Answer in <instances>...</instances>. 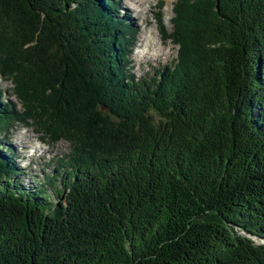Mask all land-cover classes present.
Listing matches in <instances>:
<instances>
[{"label": "trees", "instance_id": "obj_1", "mask_svg": "<svg viewBox=\"0 0 264 264\" xmlns=\"http://www.w3.org/2000/svg\"><path fill=\"white\" fill-rule=\"evenodd\" d=\"M173 10L147 81L117 0H0V134L71 144L30 191L0 142V264H264V0Z\"/></svg>", "mask_w": 264, "mask_h": 264}, {"label": "rangeland", "instance_id": "obj_2", "mask_svg": "<svg viewBox=\"0 0 264 264\" xmlns=\"http://www.w3.org/2000/svg\"><path fill=\"white\" fill-rule=\"evenodd\" d=\"M117 1L122 20L125 18L133 26L131 36L136 34L132 39L134 48L130 55L134 74L139 80L146 79L147 81H151L153 77H160L163 69L176 64L178 59L179 47L170 39H164L161 31V28L164 27L166 31L171 32L173 7L177 0ZM137 5H141L140 10L136 8ZM143 36L147 37V42L153 40L152 42L158 45L159 49L157 50L162 51L160 59H152L150 55L154 51L141 46L144 40ZM12 87H14L12 81L2 78L0 73V93L4 96V102L8 100L12 103L16 102ZM18 109H21V105H18ZM0 142L5 148L14 150L16 155L14 162L21 170L15 181L30 191L48 184V177L58 175L56 172V168H60L58 161L70 153L71 146L66 140L52 143L38 133L35 127H29L25 123H18L7 134H0ZM67 170L68 168L62 169V172ZM47 190L49 195L53 196L50 186Z\"/></svg>", "mask_w": 264, "mask_h": 264}, {"label": "bare ground", "instance_id": "obj_3", "mask_svg": "<svg viewBox=\"0 0 264 264\" xmlns=\"http://www.w3.org/2000/svg\"><path fill=\"white\" fill-rule=\"evenodd\" d=\"M142 1V0H141ZM140 1V2H141ZM138 3H139V1H137ZM143 2V1H142ZM148 2V1H147ZM145 3V2H144ZM143 5V4H142ZM141 7V5H137L136 6V8H140ZM140 10V9H139ZM145 11V10H144ZM147 34V33H146ZM143 35H145L144 33H143ZM146 36V35H145ZM145 36H143L144 38V40H143V43H142V45L141 46H144L145 48H148V50L150 49V50H152V51H154V53H152L150 56L152 57V59H156V60H158V59H160V57L162 56L161 55V50H157V49H159V47H158V45L157 44H155L154 42H152L153 40H150V41H148L147 42V37L145 38ZM146 39V40H145ZM153 39V38H152ZM145 43H146V45H145ZM147 53V52H146ZM145 53V54H146Z\"/></svg>", "mask_w": 264, "mask_h": 264}]
</instances>
